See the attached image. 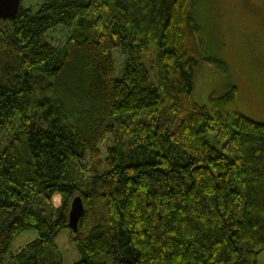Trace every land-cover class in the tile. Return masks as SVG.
I'll return each mask as SVG.
<instances>
[{
	"label": "trees",
	"instance_id": "obj_1",
	"mask_svg": "<svg viewBox=\"0 0 264 264\" xmlns=\"http://www.w3.org/2000/svg\"><path fill=\"white\" fill-rule=\"evenodd\" d=\"M197 3L39 0L0 23V128L15 127L0 152V264H62L64 231L74 264H258L264 124L238 114L235 88L194 101Z\"/></svg>",
	"mask_w": 264,
	"mask_h": 264
},
{
	"label": "rangeland",
	"instance_id": "obj_2",
	"mask_svg": "<svg viewBox=\"0 0 264 264\" xmlns=\"http://www.w3.org/2000/svg\"><path fill=\"white\" fill-rule=\"evenodd\" d=\"M38 1L20 0V4L24 8H34ZM194 14L201 36L205 32L202 39L207 46L200 57L204 61L195 73L194 101L197 105H207L212 93L225 94L235 88L234 108L238 114L264 124V0H198ZM50 38L55 44L63 40L61 32L51 34ZM115 58L120 60V64L123 62L120 53H115ZM219 62L223 63L222 68ZM226 63L233 67L225 69ZM238 78H242V86ZM13 132L14 126L12 129L0 128V152ZM207 140L214 142L209 134ZM112 146L113 141L108 136L100 145L101 153L105 155ZM82 166L85 167L86 178L90 177L87 161H83ZM61 203L58 196L52 199L54 209L60 208ZM36 238L35 231L21 235L12 245V255H17ZM56 245L62 264H74L79 260L75 246L69 242L68 231L60 234ZM257 261L264 264V251L258 254Z\"/></svg>",
	"mask_w": 264,
	"mask_h": 264
},
{
	"label": "water",
	"instance_id": "obj_3",
	"mask_svg": "<svg viewBox=\"0 0 264 264\" xmlns=\"http://www.w3.org/2000/svg\"><path fill=\"white\" fill-rule=\"evenodd\" d=\"M20 0H0V23L13 21L18 13ZM84 214V207L80 198H75L70 206L68 228L76 234L78 224Z\"/></svg>",
	"mask_w": 264,
	"mask_h": 264
},
{
	"label": "crops",
	"instance_id": "obj_4",
	"mask_svg": "<svg viewBox=\"0 0 264 264\" xmlns=\"http://www.w3.org/2000/svg\"><path fill=\"white\" fill-rule=\"evenodd\" d=\"M232 64L234 65V63H233V62H232ZM233 65H231V64H230V67L228 66V69H229V68H232V67H233ZM232 72H233V70H232ZM237 81H238V82L240 81V85H241V86L243 85L242 78H240V79L238 78V80H237ZM255 81H256V80H254V82H255ZM249 94H250V93H249ZM249 94H247V96H248Z\"/></svg>",
	"mask_w": 264,
	"mask_h": 264
}]
</instances>
